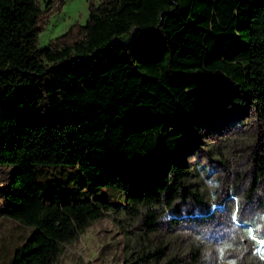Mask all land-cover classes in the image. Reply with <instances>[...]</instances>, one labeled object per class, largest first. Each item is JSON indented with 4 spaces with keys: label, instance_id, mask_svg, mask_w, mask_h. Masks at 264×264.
Masks as SVG:
<instances>
[{
    "label": "trees",
    "instance_id": "16d2710c",
    "mask_svg": "<svg viewBox=\"0 0 264 264\" xmlns=\"http://www.w3.org/2000/svg\"><path fill=\"white\" fill-rule=\"evenodd\" d=\"M49 14L41 0H0V163L17 164L5 206L34 225L5 264H55L113 206L95 193L45 196L41 168L121 189L151 231L191 193L183 147L225 84L244 93L264 137V0L90 1L83 23L40 47Z\"/></svg>",
    "mask_w": 264,
    "mask_h": 264
},
{
    "label": "rangeland",
    "instance_id": "374dc122",
    "mask_svg": "<svg viewBox=\"0 0 264 264\" xmlns=\"http://www.w3.org/2000/svg\"><path fill=\"white\" fill-rule=\"evenodd\" d=\"M90 1L98 0H41L50 14L38 45L45 46L72 23H83ZM182 153L191 165V193L165 206L151 231L141 224L144 207L128 211L121 189L110 184L91 187L70 166L38 170L45 196L62 200L95 193L113 203L64 245L55 264H219L222 248L225 262L261 264L246 229L252 227L264 238V137L241 90L230 83L221 88L197 138H190ZM16 167L0 163V264L11 259L34 229L5 210L6 188ZM208 181L217 186L210 187ZM232 197L239 200L237 222L231 220L236 210Z\"/></svg>",
    "mask_w": 264,
    "mask_h": 264
},
{
    "label": "snow or ice",
    "instance_id": "6c2138e0",
    "mask_svg": "<svg viewBox=\"0 0 264 264\" xmlns=\"http://www.w3.org/2000/svg\"><path fill=\"white\" fill-rule=\"evenodd\" d=\"M234 201H236V210L233 211L231 215V220L233 222L238 221V212H239V200L236 197H232ZM261 220H264V217H260ZM260 225L257 224L256 228L259 229ZM246 234L255 242V251L254 255L259 256L261 260H264V238H259L258 233L256 230H254L252 227H248L246 229ZM229 245H225V247H228Z\"/></svg>",
    "mask_w": 264,
    "mask_h": 264
},
{
    "label": "clouds",
    "instance_id": "9594fccd",
    "mask_svg": "<svg viewBox=\"0 0 264 264\" xmlns=\"http://www.w3.org/2000/svg\"><path fill=\"white\" fill-rule=\"evenodd\" d=\"M207 183L209 184L210 187H213V188L217 186L212 181H208ZM228 247H230V246H228ZM225 251H226V248L219 249V253H220L219 264H234V261L225 262L223 260V256H224ZM205 259H207V254L205 256Z\"/></svg>",
    "mask_w": 264,
    "mask_h": 264
},
{
    "label": "crops",
    "instance_id": "0c3cea01",
    "mask_svg": "<svg viewBox=\"0 0 264 264\" xmlns=\"http://www.w3.org/2000/svg\"><path fill=\"white\" fill-rule=\"evenodd\" d=\"M5 210H6V206H5Z\"/></svg>",
    "mask_w": 264,
    "mask_h": 264
}]
</instances>
